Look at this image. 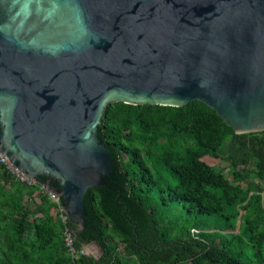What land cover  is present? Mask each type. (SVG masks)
Returning a JSON list of instances; mask_svg holds the SVG:
<instances>
[{
    "label": "water",
    "instance_id": "1",
    "mask_svg": "<svg viewBox=\"0 0 264 264\" xmlns=\"http://www.w3.org/2000/svg\"><path fill=\"white\" fill-rule=\"evenodd\" d=\"M194 101L264 131V0H0V148L77 232L114 169L106 107Z\"/></svg>",
    "mask_w": 264,
    "mask_h": 264
},
{
    "label": "trees",
    "instance_id": "2",
    "mask_svg": "<svg viewBox=\"0 0 264 264\" xmlns=\"http://www.w3.org/2000/svg\"><path fill=\"white\" fill-rule=\"evenodd\" d=\"M98 138L114 169L87 191L84 229L67 223L75 260L56 205L0 165V264H264V131L236 134L198 101L116 103ZM221 151L232 181L201 160ZM91 243L98 259L80 254Z\"/></svg>",
    "mask_w": 264,
    "mask_h": 264
},
{
    "label": "built area",
    "instance_id": "3",
    "mask_svg": "<svg viewBox=\"0 0 264 264\" xmlns=\"http://www.w3.org/2000/svg\"><path fill=\"white\" fill-rule=\"evenodd\" d=\"M0 165L8 171V173L19 183L26 184L28 186H35L39 185L41 190L47 194L48 198L56 205V208H58L60 216H61V222L64 224V231H63V239L65 247L67 248L69 256L75 260L78 258V254L75 251L73 247V234L74 230L70 228L67 223L69 222L68 215L63 210L62 206L63 203L61 201V196L56 195L53 192L49 190V188L46 185L38 184L35 180L29 178L28 176L20 173L16 167L11 163V161L8 159L6 154L3 152V150L0 148ZM82 255H86L83 251L80 252Z\"/></svg>",
    "mask_w": 264,
    "mask_h": 264
},
{
    "label": "rangeland",
    "instance_id": "4",
    "mask_svg": "<svg viewBox=\"0 0 264 264\" xmlns=\"http://www.w3.org/2000/svg\"><path fill=\"white\" fill-rule=\"evenodd\" d=\"M224 155V151H221L219 153V158H214L210 155H206L203 158H201L202 162H204L205 164L213 167L216 171L222 173L223 175H225V177L229 180L232 181V177L229 174V167H228V162L222 158V156ZM247 182H245L243 185H245ZM35 202H38L37 199L34 200H30L27 202V206L29 208H33L35 205ZM55 212L58 214L59 219L61 220V216L59 213L58 208H55ZM76 227V226H75ZM77 229V227L75 228V230ZM82 251L88 255L91 256L93 258H99L100 257V252L99 249L96 247H89V246H84L82 248Z\"/></svg>",
    "mask_w": 264,
    "mask_h": 264
}]
</instances>
